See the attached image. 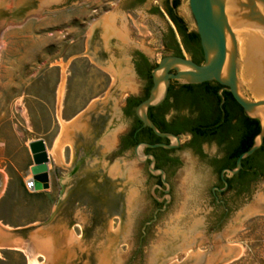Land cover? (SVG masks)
Returning <instances> with one entry per match:
<instances>
[{"label": "rangeland", "instance_id": "374dc122", "mask_svg": "<svg viewBox=\"0 0 264 264\" xmlns=\"http://www.w3.org/2000/svg\"><path fill=\"white\" fill-rule=\"evenodd\" d=\"M38 1L5 0L0 11V172L7 176L0 226L19 230L25 239L48 233L56 243L72 229L81 240L72 264H264V178L232 208L221 229L223 240L195 243L198 236L190 233L208 215L218 181L210 161L186 147L189 137L182 136L175 153L181 163L164 194L155 191L134 151H116L136 123L124 111L126 99H144L150 86L134 73L132 54L144 53L154 68L169 55L162 32L172 24L166 16L146 14L160 0L135 12L124 11L122 0H61L42 10ZM177 12L189 30H197L189 0H180ZM248 52L247 59L238 52L237 80L241 94L256 102V69ZM74 119L79 128L68 131L70 145L63 161L56 160L50 151L63 124ZM38 141L48 158L49 185L30 193L25 181L35 176L31 145ZM203 150L210 158L219 155L215 144ZM111 194L126 195L120 213L110 212ZM154 198L170 202L141 241ZM190 244L191 256L184 248ZM0 264H28V257L0 248Z\"/></svg>", "mask_w": 264, "mask_h": 264}, {"label": "water", "instance_id": "95a60500", "mask_svg": "<svg viewBox=\"0 0 264 264\" xmlns=\"http://www.w3.org/2000/svg\"><path fill=\"white\" fill-rule=\"evenodd\" d=\"M4 1L0 0V11L4 10L2 8ZM60 1L40 0L36 5L42 10L52 5H57ZM189 7L197 27L196 32L200 36L205 57L204 63L197 64L185 56H165L152 70L153 86L149 96L135 110L136 116L142 122L143 127L151 129L157 137L169 140L175 139L176 141L175 144H150L144 142L140 143L135 149V156L138 162L144 163L148 159L151 160L150 171L155 175L160 174L162 176L163 183L167 187L165 190L166 194H169L171 188L170 184L166 182V173L162 169L155 168L156 159L153 155L144 154L140 149L164 148L173 150L181 147L179 135L161 132L148 115V110L151 107H157L166 100L172 82L202 84L215 81L222 86L219 93L221 96H223V91L230 92L246 115L260 121L261 131L255 138L254 145L238 157L236 168L225 169L223 176L225 173L230 176L239 173L243 168V160L252 156L264 144V121L260 117V114L264 117V112L261 110V106L264 105V0H189ZM232 28L241 29L246 36L251 61L256 69L252 93L262 101L260 103L250 101L241 94V86L238 85L237 80L238 43ZM161 85L165 86L163 92L160 90ZM94 125L97 126V123ZM82 139L84 142H88L86 139ZM31 147L35 154L36 162L32 172L35 176L47 174V156L46 161L42 155L36 157L37 153L32 145ZM224 182L228 185L226 180ZM110 197L108 201L110 212L120 213L122 203L125 206L127 205L126 195L111 194ZM169 202L170 198L166 200L165 206L160 211H165ZM244 217L247 218L248 215L243 214L242 218ZM156 220L157 217L147 224L150 225ZM17 231L19 230L11 231V234H18ZM1 249L10 248L2 247Z\"/></svg>", "mask_w": 264, "mask_h": 264}, {"label": "trees", "instance_id": "16d2710c", "mask_svg": "<svg viewBox=\"0 0 264 264\" xmlns=\"http://www.w3.org/2000/svg\"><path fill=\"white\" fill-rule=\"evenodd\" d=\"M179 2V0H177ZM184 25V30L180 31V35L184 37L188 33V29L184 21L177 18ZM175 38V32L170 28ZM188 38L195 49L196 63L202 60L200 50V36L196 31L188 33ZM174 49L177 56L183 57V52L175 39ZM154 67L148 62V59L140 54L137 63V71L143 79L150 80L148 94L144 99L128 97L126 99V107L124 111L127 115L134 116L136 123L132 133L135 134L142 127V122L137 118L135 110L137 106L145 100L153 86L151 70ZM171 84L166 100L157 107H151L148 115L161 132L173 133L175 135H191L185 146L200 155L203 159H208L212 166L219 172L223 169H235L238 157L248 151L253 145L255 138L261 131V123L259 120L249 117L245 114L243 108L235 101L230 92H223L221 96L220 90L222 86L215 81L205 82L202 84H179L176 87ZM231 97L236 106H232L229 102ZM174 110L175 115L171 120H166L164 114ZM241 114L242 118L237 119V115ZM151 137L159 140L151 130ZM147 143L155 144V141H147ZM215 144L219 148L218 158L209 157L204 153L202 146L205 144ZM36 151V157L44 156L46 161V153L42 141L32 144ZM157 150V149H156ZM158 150L170 153L172 150L158 148ZM147 151H153L147 148ZM160 167H165L162 161ZM240 172L244 174L251 173L257 180L264 177V144L252 156L243 160V168ZM36 187L41 189V183H47V174L36 176Z\"/></svg>", "mask_w": 264, "mask_h": 264}, {"label": "flooded vegetation", "instance_id": "af4514ba", "mask_svg": "<svg viewBox=\"0 0 264 264\" xmlns=\"http://www.w3.org/2000/svg\"><path fill=\"white\" fill-rule=\"evenodd\" d=\"M147 1L149 0H122L120 5L123 8V10L126 12H135L139 7L144 5ZM155 3H157V1H155L146 11V14L149 16V18H159L161 15H163V16H166L168 20L170 21V23L172 24V26H170L167 29V31L162 32V43H163L164 49L169 51V55L177 56L175 54L176 51L174 49L168 48L169 46L171 48L175 47V39H176L182 52L189 54L190 58L194 62H196L195 49L191 44V40L188 38V33L192 31L188 29L184 19L181 18L177 12V9L180 5V0L179 2L177 0H160L159 6L155 5ZM177 18L182 19L188 29V33H186L184 37L180 35L179 33L180 31L184 30V25L182 22L178 21ZM170 28H172L175 32V35H176L175 38L172 35ZM200 50H201L202 60L199 63L203 64L205 61V57H204V52L201 46V41H200ZM140 54L144 55L147 58V56L144 53L140 52L139 50H136L131 56V62H132L137 78H139L141 81L145 80L147 81L148 84H150L151 81L147 79H143L137 71V63L139 61ZM148 62L150 63L149 59H148ZM152 70L150 72L151 76H152ZM152 81H153V77H152ZM223 92H228V91H223ZM228 98L232 106L233 107L236 106L234 101H232L231 97H228ZM174 115H175L174 110L164 114L166 120H171L174 117ZM239 118H242L241 114L237 115L236 120H238ZM133 128L127 134H125L123 137L120 138L118 147L116 149L117 153H122V152L129 151V150L134 151L135 153V149L140 143H144V142L147 143V141H150V140L155 141V144L157 143L169 144L170 142L169 139L167 138L158 137L160 138L159 140L155 138L153 139L151 137L152 136L151 129L149 128H145L142 126L141 128L137 130L135 134L132 133ZM182 136H188L189 140H191L192 138L191 135H181L180 138ZM205 145H209V144L205 143L202 146V148ZM180 149L181 148L173 149L172 152L165 153L164 151L158 150V148L152 149L153 151H147V148H146L144 149L143 153L151 154L155 157L156 159L155 168L162 169L166 173V178H165L166 182L170 184L171 175L178 169L181 163L179 157L175 154ZM221 156L222 155L218 156V158H220ZM162 161L165 163V167L159 166V163ZM150 163H151V160L148 159L142 164L145 165L147 174L151 178L154 179L153 187L155 191L158 190L166 194L165 190L167 189V187L163 183L162 176L160 174L155 175L150 171ZM224 170L225 169L219 172L214 167L212 169V172L218 178V181L211 189V193L209 197L210 198V211L208 212V215L204 218L202 223L201 222L197 223L198 226H196L194 230L190 233L191 235L196 234L198 236L196 237V240L194 238L195 243H197L198 240L200 239H204L210 244L214 243L213 241L215 238L217 240L218 239L223 240L224 236L221 234V229L223 225L228 221L229 216L232 213V208L241 199L245 197H249L256 183L262 178H264V177H261L259 180H257L255 176H253L251 173L244 174L243 172H239L236 175H233L231 177H229L227 173H225L223 176L222 174ZM224 180L228 182V185L225 184ZM47 184H49V177H48ZM154 199L156 201V208L152 216L148 218V220L144 223L141 229V236H140L141 241H143L147 237L150 226L153 225L155 222L150 225H148L147 223L154 220L155 217H157V220H158L160 215L163 212H165V211H160V209L165 206L166 200L161 202L157 198H154ZM201 224H203L202 229H198V227Z\"/></svg>", "mask_w": 264, "mask_h": 264}, {"label": "bare ground", "instance_id": "6f19581e", "mask_svg": "<svg viewBox=\"0 0 264 264\" xmlns=\"http://www.w3.org/2000/svg\"><path fill=\"white\" fill-rule=\"evenodd\" d=\"M232 32L236 35L235 38H237L238 52L240 58L247 59L249 52L246 36L244 35L241 29L232 28ZM62 77H65L64 72L62 74ZM245 77L246 76H244L243 79L246 81ZM164 88L165 86L161 85V92L164 91ZM255 100L258 103L262 102L257 96L255 97ZM261 110L264 112V105L261 106ZM260 117L262 121H264V117L261 114ZM76 128H79V123L77 119L63 124V131L60 134L59 138H57L53 149L50 151V154L53 156L54 159L63 161L64 148L67 144L70 143V140L68 139V131ZM110 142H113L112 138L108 139L106 141V144H109ZM6 180V174L0 172V196L4 191ZM11 231L13 230H11L10 228L0 226V248L7 247L23 251L28 257V264H72V260L73 258H75L74 248L76 244L80 243L81 241L72 229L67 230L60 237L59 243H56V241H54V237L48 233L41 235V237L39 236L40 238L34 239L31 238L30 235L28 239H25L19 234H11ZM3 242H5L6 244ZM184 248H187L186 250L189 251L188 253H190V256L194 254L193 250H191L192 244L186 245L184 246ZM39 256H42L44 258L43 262L39 261Z\"/></svg>", "mask_w": 264, "mask_h": 264}, {"label": "built area", "instance_id": "2783aa9c", "mask_svg": "<svg viewBox=\"0 0 264 264\" xmlns=\"http://www.w3.org/2000/svg\"><path fill=\"white\" fill-rule=\"evenodd\" d=\"M48 175V173H47ZM36 176H29L27 178V180L25 181V186H26V189L30 192V193H35V192H38V189L36 187Z\"/></svg>", "mask_w": 264, "mask_h": 264}, {"label": "crops", "instance_id": "0c3cea01", "mask_svg": "<svg viewBox=\"0 0 264 264\" xmlns=\"http://www.w3.org/2000/svg\"><path fill=\"white\" fill-rule=\"evenodd\" d=\"M49 175L50 174H48V177H49ZM48 185L49 184H47V183H41V189H39L38 191H44V190L48 189Z\"/></svg>", "mask_w": 264, "mask_h": 264}]
</instances>
